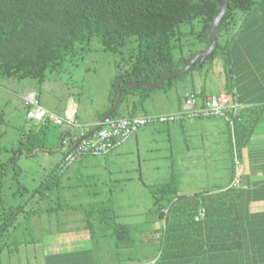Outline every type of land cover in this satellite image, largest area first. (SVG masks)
<instances>
[{"label": "rangeland", "instance_id": "rangeland-1", "mask_svg": "<svg viewBox=\"0 0 264 264\" xmlns=\"http://www.w3.org/2000/svg\"><path fill=\"white\" fill-rule=\"evenodd\" d=\"M228 26L233 25L229 23ZM202 30L198 20L181 27L182 33L174 40L175 47L171 50L175 62L181 64L191 53L196 54L207 47ZM228 37L225 29L219 32L214 57L206 60L202 67L198 64L173 78L169 87L151 90L146 100L134 109L136 115L177 112L186 94L198 96L202 91L206 95L230 94L237 84ZM135 45V39L130 38L119 50H104L98 38L93 37L87 43L77 45L58 68L47 72L41 82L30 77L0 74V164L7 162L14 150L29 147L23 140L30 132L38 130L40 123L27 116L32 105L23 103V97L29 91L36 93L41 107L61 117L68 101L74 100L76 122L82 126L90 125L110 107L113 84L119 74L130 69ZM143 92L138 86L127 93L112 117L127 116L133 101ZM258 116L262 118L264 113H258ZM231 119L229 122L224 117L208 116L144 125L108 156L75 159L66 169L60 170L61 181L51 188L49 198L36 202L30 200L28 194L17 192L19 184L29 192L39 186L41 179L63 159L66 144L63 139L59 148L60 132L76 133L75 128L64 125L45 127L40 131L39 146L32 154L27 155L23 149L17 153L18 176H15L14 163L8 161L0 167V220L8 208L19 204H24L25 208L55 206L59 210L29 217L18 215L14 227L3 239L0 264H43V236L65 227L68 222L65 217L70 213V217L85 219L84 223L88 221L95 238L101 233L104 235V249L99 248L96 240L92 242L95 258L118 253L115 236L109 229L116 222L129 224L136 239L134 247L119 248L120 252L136 255L141 229L146 230L159 221L154 199L157 197L158 204L166 205V199L154 191L170 183L174 187L172 195L199 196L205 191L224 188L237 177L235 131L239 122L235 115ZM238 168L241 170V165ZM100 207L108 215L101 223L97 219ZM9 248L13 250L10 252Z\"/></svg>", "mask_w": 264, "mask_h": 264}, {"label": "trees", "instance_id": "trees-1", "mask_svg": "<svg viewBox=\"0 0 264 264\" xmlns=\"http://www.w3.org/2000/svg\"><path fill=\"white\" fill-rule=\"evenodd\" d=\"M221 1L0 0V74L20 78L30 77L41 82L47 72L58 68L63 58L73 52L77 45L85 44L93 37L98 38L102 49L110 51L119 50L126 41L134 38L136 45L133 48L132 65L128 71L119 74L118 77L126 83L138 82L136 87L140 86L145 91L138 100L133 101L131 110L125 117L135 116L134 109L138 104H142L153 90L142 86L140 82L155 83L163 72L179 69L184 64L186 59L179 64L172 59L171 53L172 48L175 47L174 40H177L182 33L181 27L192 20L200 21L203 27V39L207 46V29L218 12ZM262 3L264 0H229L220 27L216 31V43L217 34L225 29L230 39L232 54V40L235 35L241 37L247 30L252 31V26H249L246 20L254 19L258 9L263 6ZM229 23L233 26H228ZM217 47L218 43L216 49L202 61L200 67L206 60L214 57ZM194 54L191 53L190 57ZM198 63L195 62L191 68L198 66ZM180 75L182 74L165 79L161 86L169 87L172 79ZM136 87L132 89L122 87L120 101L109 117H112L126 94L135 91ZM113 88L114 91L110 96L112 103L97 120L101 119L113 106L117 96L115 84ZM230 95L232 96V93ZM206 96L202 91L197 97L202 100ZM263 108L257 111L261 115L264 113ZM257 112L254 111V117L248 116V119L242 112L236 115V120L239 122L238 130L235 131L238 158L256 130L264 127V116L261 121L262 118ZM50 124H39L38 130L30 132L23 140L30 146L14 150V154L8 161L14 163L17 168H15V176L19 174L15 163L17 153L20 154L23 149L27 155L32 154L41 141L40 131ZM93 129L94 126L90 127L89 133ZM66 135H69L68 131H61L60 141ZM7 162L1 163L0 167ZM60 181L61 171L59 165H55L47 176L41 179L39 186L31 192L20 184L17 192L28 194L30 200L41 202L49 198L51 188ZM172 189L174 187L170 183L168 186L165 183L160 190L154 191L155 194L159 193L166 199V205H161L158 204L156 197L153 205L158 214V220L163 223L160 243L154 250V255H157L161 261L171 262L203 253L221 251H238L248 254L240 219L241 213L233 211L229 204L223 205L220 196L219 199L218 196L213 195L200 199L196 195L192 197L182 194L172 195L174 194ZM201 207L205 210L204 216L195 220L197 211ZM71 208L82 209L73 206ZM58 210L57 207L48 205L25 208L24 204L8 208L0 220V252L4 250L3 239L14 227L18 215L29 217ZM97 219L99 223L108 219L103 207L99 208ZM86 224L94 236L95 233L89 222L87 221ZM109 229L116 239L115 245L118 249L116 259L119 263L140 259L137 255L120 252L125 246L136 245V239L131 234L129 224L116 222ZM253 248L254 254L249 264H264V244H256ZM8 250L11 252L13 248Z\"/></svg>", "mask_w": 264, "mask_h": 264}, {"label": "crops", "instance_id": "crops-1", "mask_svg": "<svg viewBox=\"0 0 264 264\" xmlns=\"http://www.w3.org/2000/svg\"><path fill=\"white\" fill-rule=\"evenodd\" d=\"M262 5L254 19L246 20L249 26H252V31L247 30L241 37L235 35L231 42L232 63L237 84L231 93L240 107L238 114L242 112L247 119L248 116L253 118L254 111L257 112L264 107V3ZM72 104L76 108L75 101L69 100L64 112ZM94 123L87 126L90 127ZM67 136L72 137L66 135L64 139ZM237 161V164L235 162L237 184H234L235 179L232 178L224 188L212 189L196 196L200 199L209 195L218 196L219 199L220 196L223 205L229 204L233 211L241 213L247 255L238 251H221L171 262L161 261L157 255H154V250L160 243L162 228V221H158L146 230L141 229L140 244L137 245L138 250L136 249L138 252L136 255L140 259L119 263L115 258L118 254L115 252L97 259L93 254L92 242L96 240L99 248L104 249L102 247L105 245L102 243L104 235L101 233L95 238L84 223L85 219H75L70 217V213L65 217L68 227H62L61 230L56 228L43 236V264H249L254 254L253 247L256 244H264V127L257 129L252 135ZM239 165L241 170L238 168ZM115 249L117 250L116 245Z\"/></svg>", "mask_w": 264, "mask_h": 264}, {"label": "built area", "instance_id": "built-area-1", "mask_svg": "<svg viewBox=\"0 0 264 264\" xmlns=\"http://www.w3.org/2000/svg\"><path fill=\"white\" fill-rule=\"evenodd\" d=\"M25 105H32L28 111L29 119L37 123H51L55 126L64 125L66 128H75L76 134L66 137L63 143L66 149L63 159L59 164V169H66L73 161L83 156H108L116 151L123 143L131 138L136 131L147 124L168 123L184 118H197L208 116H220L232 122L231 117L238 114L239 105L229 93H217L207 95L204 99H199L195 94H186L182 107L177 112L156 115H135L131 117H109L106 116L90 126L98 128L89 133V126L79 125L75 120V105L72 104L65 112L64 116L48 112L41 107L36 98V93L32 90L23 97ZM74 147L71 148V145ZM238 161H236V164ZM238 179L234 180V184ZM204 208L198 209L195 220L204 216Z\"/></svg>", "mask_w": 264, "mask_h": 264}, {"label": "water", "instance_id": "water-1", "mask_svg": "<svg viewBox=\"0 0 264 264\" xmlns=\"http://www.w3.org/2000/svg\"><path fill=\"white\" fill-rule=\"evenodd\" d=\"M229 0H222L220 8L214 18L212 19L211 23L209 24V27L207 29V39H208V45L205 49L201 50L200 52L192 55L188 59L185 60L183 66L179 69L173 70V71H165L163 72L157 79L155 83H148V82H140V84L148 89H155L160 87L165 79H169L173 76L183 74L185 73L189 68H191L195 62H199V66L201 65L202 61L209 56L215 49H216V31L219 29L222 17L225 14V11L228 6ZM139 83L138 82H132V83H126L123 81L121 77L117 78L115 81V87L117 89V96L115 98V101L113 103V106L103 115L102 118L109 116L117 107L120 98H121V91L122 87L132 89L136 87ZM98 128L96 126L94 128V131ZM62 141L59 142V148ZM74 147V144L71 145V148Z\"/></svg>", "mask_w": 264, "mask_h": 264}]
</instances>
